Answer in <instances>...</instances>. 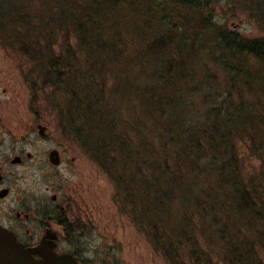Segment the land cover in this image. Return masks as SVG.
<instances>
[{
    "label": "trees",
    "instance_id": "trees-1",
    "mask_svg": "<svg viewBox=\"0 0 264 264\" xmlns=\"http://www.w3.org/2000/svg\"><path fill=\"white\" fill-rule=\"evenodd\" d=\"M40 1L0 0V45L121 211L169 264H264V38L220 28L205 0Z\"/></svg>",
    "mask_w": 264,
    "mask_h": 264
},
{
    "label": "rangeland",
    "instance_id": "rangeland-1",
    "mask_svg": "<svg viewBox=\"0 0 264 264\" xmlns=\"http://www.w3.org/2000/svg\"><path fill=\"white\" fill-rule=\"evenodd\" d=\"M22 1H29L26 6L37 10L41 6L40 0ZM205 1L211 6L212 22L220 28L245 39L264 38V0ZM31 71L27 56L0 45V158L18 154L23 148L37 154L35 160L45 159L41 150L33 149L39 137L38 129L32 126L39 122L48 127L51 138L46 148L61 146V180L53 183V178L46 176L49 171L39 170L33 161L30 168H19L18 172L23 173L25 186L43 192L47 186L61 184L59 196L67 199L69 207L64 216L63 250L91 264H169L146 233L140 232L135 216L121 211L123 200L117 198L114 182L78 143L62 133L56 105L48 102L46 93L32 90L27 80ZM237 149L246 172L258 173L260 162L252 156L247 142H238Z\"/></svg>",
    "mask_w": 264,
    "mask_h": 264
},
{
    "label": "flooded vegetation",
    "instance_id": "flooded-vegetation-1",
    "mask_svg": "<svg viewBox=\"0 0 264 264\" xmlns=\"http://www.w3.org/2000/svg\"><path fill=\"white\" fill-rule=\"evenodd\" d=\"M39 125L42 124L36 122L32 126L33 130L35 127L38 129L39 137L33 149L41 150L45 159L35 160L37 154L23 148L19 149L18 154L0 158V227L14 234L18 242L25 248H35L44 240L54 243L56 245L54 252L60 255L68 253L63 250L61 243L62 232L65 229L66 219L64 216L67 215L69 208L66 206L67 199L63 200L59 196L61 184L47 186L45 192L52 194L45 195L41 189H35L29 185L25 186L24 175L18 172L19 168H30L33 161V165L39 170L49 171L46 176L52 177L53 183L61 180L60 168L63 164L61 146L47 149L46 143L51 136L47 133L48 127L44 125L42 126L47 128L45 134H40ZM13 149L15 150L16 147ZM6 150L2 148V151L7 152ZM55 151L58 152V155L52 158V152ZM56 161L59 163L56 164ZM72 162H75V158L72 159ZM66 229L68 230V226ZM77 245L83 247V242L78 241ZM35 257L40 259L38 256ZM74 257L78 264H91L80 261L76 256Z\"/></svg>",
    "mask_w": 264,
    "mask_h": 264
},
{
    "label": "water",
    "instance_id": "water-1",
    "mask_svg": "<svg viewBox=\"0 0 264 264\" xmlns=\"http://www.w3.org/2000/svg\"><path fill=\"white\" fill-rule=\"evenodd\" d=\"M38 128L40 134H45L46 127L39 125ZM56 155L58 152H52L51 157ZM55 248L54 243L44 240L35 248H25L14 234L0 227V264H78L72 254L58 255L54 252Z\"/></svg>",
    "mask_w": 264,
    "mask_h": 264
}]
</instances>
